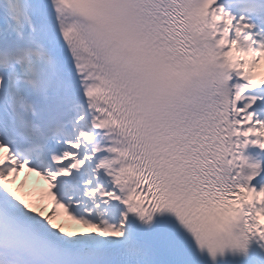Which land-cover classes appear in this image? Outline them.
Masks as SVG:
<instances>
[{"label":"snow or ice","instance_id":"snow-or-ice-1","mask_svg":"<svg viewBox=\"0 0 264 264\" xmlns=\"http://www.w3.org/2000/svg\"><path fill=\"white\" fill-rule=\"evenodd\" d=\"M0 264H264V0H0Z\"/></svg>","mask_w":264,"mask_h":264},{"label":"bare ground","instance_id":"bare-ground-1","mask_svg":"<svg viewBox=\"0 0 264 264\" xmlns=\"http://www.w3.org/2000/svg\"><path fill=\"white\" fill-rule=\"evenodd\" d=\"M42 183V182H41Z\"/></svg>","mask_w":264,"mask_h":264}]
</instances>
